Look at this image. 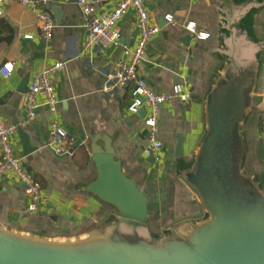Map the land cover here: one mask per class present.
<instances>
[{"label": "crops", "instance_id": "crops-1", "mask_svg": "<svg viewBox=\"0 0 264 264\" xmlns=\"http://www.w3.org/2000/svg\"><path fill=\"white\" fill-rule=\"evenodd\" d=\"M119 1L100 4L96 13L111 12ZM47 5L55 25L49 43L43 40L35 15L18 3L4 7L0 16V67L13 65L9 77L0 74V120L20 128L29 137L30 145L37 148L23 157L18 131L12 138L14 153L22 159L25 170L42 183L44 197L38 213L27 212L22 187L5 176L0 181V223L19 230L71 236L85 232L111 213L82 191V186L93 177L90 158L88 167L79 170L71 156L56 157L45 148L51 114L43 105V98L38 99L41 106L34 121L24 122V93L20 91L27 90L32 78L44 67L58 61L65 63V69L52 78L55 96L60 101L57 118L72 143L87 149L92 131L106 132L113 138L116 155L126 171L139 178L150 195L151 225L155 229L162 228L169 216L177 212L193 213L196 201L182 191L177 180L176 136H183L184 154L189 158L203 133L202 100L213 68L219 62L216 51L222 13L235 20L241 12L217 0H147L149 22L158 26L160 32L148 45L139 75L157 94H168L179 86L190 96L187 102L173 100L160 108L159 139L164 148L161 164L157 166L148 164L142 154L146 145L143 116L129 113L132 99L126 100L128 89L110 93L103 89L107 74L122 57L123 48L135 46L138 32L134 13L128 12L118 22L121 36L118 45L104 52L93 49L84 53L85 33L77 0H48ZM51 7L60 12L57 20ZM167 16H171V22L166 21ZM252 20L254 32L263 43L258 90L264 94V0ZM188 24H194L196 34L208 37L198 40L196 34L186 29ZM187 35L191 40L185 45L182 38ZM225 43L235 58L242 59L248 51L251 55L247 58L251 60L257 51L236 27ZM262 112L264 104L255 111L246 128L251 161L259 171L264 170V143L259 134Z\"/></svg>", "mask_w": 264, "mask_h": 264}, {"label": "water", "instance_id": "water-1", "mask_svg": "<svg viewBox=\"0 0 264 264\" xmlns=\"http://www.w3.org/2000/svg\"><path fill=\"white\" fill-rule=\"evenodd\" d=\"M217 1L241 13L235 20L222 13L219 62L202 100L203 133L189 158L183 136H176L178 184L194 198L196 210L177 212L155 229L150 195L139 178L126 171L113 138L92 131L86 146L93 177L82 191L111 213L71 236L0 223V264H264V170H257L251 161L246 132L250 118L264 104V94L258 90L263 43L252 20L263 0ZM51 11L57 20L60 12L55 7ZM234 27L257 47L251 60L248 51L242 59L228 52L225 38ZM190 40L184 36L182 43ZM17 131L22 156L37 151L29 137L20 128ZM146 162L152 165L153 159Z\"/></svg>", "mask_w": 264, "mask_h": 264}, {"label": "built area", "instance_id": "built-area-1", "mask_svg": "<svg viewBox=\"0 0 264 264\" xmlns=\"http://www.w3.org/2000/svg\"><path fill=\"white\" fill-rule=\"evenodd\" d=\"M110 1L112 0H77L85 33L83 52L86 53L93 49L104 52L110 46L118 45L121 37L117 28L118 22L128 12L134 13L138 32L135 46L123 48L122 57L116 61L114 69L107 74L103 89L104 92L110 93L132 87V103L128 107L129 113L139 117L141 111L145 112L142 120L146 130V145L142 154L145 158H152L153 164L158 166L161 164L164 148L159 139L160 108L173 100L187 102L190 96L188 93H183L179 86H174L168 94H157L139 75V68L147 57L148 45L160 32L158 26L151 25L149 22L147 0H120L111 12L96 13V8L100 4ZM14 2L35 15L43 40L47 43L51 42L55 25L48 9V0H0V16L3 8ZM166 21L171 22V16H167ZM186 29L196 34L194 24H188ZM207 37V35L196 34L198 40ZM64 69L65 63L60 61L44 67L32 78L23 98L25 124L34 121L37 110L41 106L38 99L43 98V105L51 114L45 148L56 157L71 156L76 147L57 118L60 101L55 96L52 78ZM12 71V64L8 63L0 67V74L4 78L9 77ZM17 130L16 125L6 124L0 120V181L5 176H10L16 182L23 184L22 190L27 203L26 211L36 214L44 199L43 190L34 176L25 170L22 159L14 153L12 138ZM259 131L260 139L264 143V112L259 116Z\"/></svg>", "mask_w": 264, "mask_h": 264}, {"label": "trees", "instance_id": "trees-1", "mask_svg": "<svg viewBox=\"0 0 264 264\" xmlns=\"http://www.w3.org/2000/svg\"><path fill=\"white\" fill-rule=\"evenodd\" d=\"M126 92V100L132 99V93L133 89L132 87L127 88ZM71 159L74 163V165L79 169V170H85L88 167L89 164V156L88 152L85 146H76L73 149ZM35 178V177H34ZM37 182L43 187L42 183L39 181V179L35 178Z\"/></svg>", "mask_w": 264, "mask_h": 264}, {"label": "rangeland", "instance_id": "rangeland-1", "mask_svg": "<svg viewBox=\"0 0 264 264\" xmlns=\"http://www.w3.org/2000/svg\"><path fill=\"white\" fill-rule=\"evenodd\" d=\"M259 134H260V131H259ZM264 147V145L262 144V148Z\"/></svg>", "mask_w": 264, "mask_h": 264}]
</instances>
